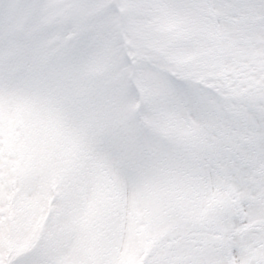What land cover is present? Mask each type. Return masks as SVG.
I'll use <instances>...</instances> for the list:
<instances>
[{
	"label": "snow or ice",
	"instance_id": "snow-or-ice-1",
	"mask_svg": "<svg viewBox=\"0 0 264 264\" xmlns=\"http://www.w3.org/2000/svg\"><path fill=\"white\" fill-rule=\"evenodd\" d=\"M0 264H264V0H0Z\"/></svg>",
	"mask_w": 264,
	"mask_h": 264
}]
</instances>
